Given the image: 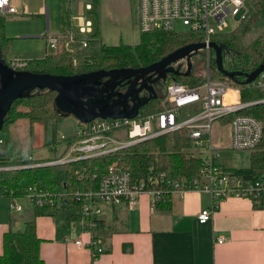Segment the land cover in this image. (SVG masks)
I'll return each instance as SVG.
<instances>
[{
	"label": "trees",
	"instance_id": "trees-1",
	"mask_svg": "<svg viewBox=\"0 0 264 264\" xmlns=\"http://www.w3.org/2000/svg\"><path fill=\"white\" fill-rule=\"evenodd\" d=\"M60 1L63 9L56 51L45 54L42 58L30 59L24 67L16 71L65 76L95 70L138 68L154 63L186 44L202 41L197 34L189 31L139 32L138 42L135 45L122 42L117 45H107L95 31L91 38L85 39L86 46L83 47L81 38L75 33L71 41L69 40L71 17V10L67 6L69 0ZM131 1L135 3V0ZM247 6L245 18L232 32L219 33L211 38L212 42L222 48V67L228 72L237 71L248 74L264 63V0H248ZM4 19L5 16H0V57L7 64L5 53L11 38L4 32ZM257 21L263 22L262 30L249 43H245V35L251 31V27ZM66 42H68V48L64 46ZM198 55L199 51L191 54V69L187 76L169 74L165 85L171 80L188 86L201 83L202 77L196 76L192 68V61ZM202 59L204 64L203 54ZM208 73L210 79L226 82L239 89L242 103L264 99V88L245 84L244 76H235V80H231L219 73L214 64L213 50L209 55ZM54 97L55 92L34 89L28 96L12 102L0 130V168L40 164L54 160L34 159L29 151L32 123L45 119L58 122L69 116L58 112ZM163 109L162 96H159L149 100L139 109L138 114L147 115ZM196 111L198 106L186 108L183 116ZM239 113L251 116L263 124L261 140L249 151L248 167L226 168L216 160L215 164L224 171L242 176L245 180L264 182V102L250 105ZM20 135L23 137L21 138ZM72 140L73 138H68L58 141L69 143ZM195 150L186 131L179 129L175 133L161 135L101 157L57 165L0 170V187L5 188L7 193L15 197L25 195L33 187L43 193L64 195L65 204L61 208L48 205L34 207L33 218L47 214L59 217L61 218L60 228L65 229L81 217L80 205L75 200L74 193L95 191L98 188L100 176L112 163L126 170L133 182L144 181L149 190L156 192L155 207L168 208L171 194L178 187L174 186L175 183L193 182L200 177L203 162L195 155ZM261 195L252 201L259 200ZM97 223L98 239L103 247L104 221L99 218ZM39 244L40 239L35 232L34 219L25 222L24 228L20 231L10 228L3 236L0 264H43L39 254ZM99 254L95 252L91 260L97 258Z\"/></svg>",
	"mask_w": 264,
	"mask_h": 264
},
{
	"label": "built area",
	"instance_id": "built-area-1",
	"mask_svg": "<svg viewBox=\"0 0 264 264\" xmlns=\"http://www.w3.org/2000/svg\"><path fill=\"white\" fill-rule=\"evenodd\" d=\"M247 3L248 0H135V23L138 32H176L174 27L178 22L187 31L201 38L200 43L205 45L201 49L205 66L202 82L196 86H188L174 80L168 82L159 95L162 96L164 106V109L159 112L147 115L137 113L131 118H98L88 123L79 122L64 157L43 164L20 167L57 165L101 157L183 129L196 149L195 155L202 159L203 166L198 180L188 183L183 181L182 184L175 183L174 186H178L177 191L197 190L209 194L211 206L200 211L197 215L199 222H206L210 218L212 209L222 199L256 200L264 192V182L245 180L242 176L224 171L217 166L215 164L217 153L211 142L213 124L224 120L231 131L228 146L230 149L250 151L262 137L263 124L239 112L250 105L264 102V99L242 103L239 89L226 82L210 79L208 73L209 55L212 50L208 44L212 42V36L223 33L229 21L233 22L235 27L238 26L247 14ZM86 8L90 9V5H86ZM16 13L18 8L13 0H0V16ZM238 15L240 17L236 20ZM72 22L71 17L68 33L70 41L75 33ZM78 23L81 33H92L89 21L85 22L79 17ZM81 43L83 47L86 46L84 39H81ZM46 44L56 51L58 37L49 36ZM64 46L68 48V42ZM26 62L7 59L6 65L17 70L24 67ZM247 85L264 88V73H260ZM194 106H198V111L183 116L184 109ZM143 193L151 195L153 205L156 192L149 190L144 181L133 182L126 170L112 163L100 176L98 188L95 191L74 193V198L80 205L81 217L78 223L82 231L88 234L86 242L75 240L74 243L78 246L86 245L91 251V256H94L95 252L101 253L103 247L99 243L96 228L97 220L103 214V206L126 205L131 209ZM0 196L9 198L11 212L22 209L18 200H23L32 207L48 205L61 208L65 204L64 195L43 193L35 187L21 197L11 196L5 188L0 187ZM219 241L221 242V239Z\"/></svg>",
	"mask_w": 264,
	"mask_h": 264
},
{
	"label": "crops",
	"instance_id": "crops-1",
	"mask_svg": "<svg viewBox=\"0 0 264 264\" xmlns=\"http://www.w3.org/2000/svg\"><path fill=\"white\" fill-rule=\"evenodd\" d=\"M13 3L20 8V0ZM230 135L226 122L214 123V149L228 148ZM64 139L68 138L59 141ZM21 201L18 204L22 209L11 212L9 198L0 196V255L4 234L10 228L20 231L25 222L34 219L43 264H264L262 195L255 202L248 198L222 199L204 223L197 215L211 206L210 196L197 190L174 191L168 208L152 205L149 193L141 194L131 209L126 205L103 206L100 219L104 221V252L94 260L86 245L74 243L88 240L79 220L77 228L72 222L63 229L61 218L48 214L33 218L34 207Z\"/></svg>",
	"mask_w": 264,
	"mask_h": 264
},
{
	"label": "rangeland",
	"instance_id": "rangeland-1",
	"mask_svg": "<svg viewBox=\"0 0 264 264\" xmlns=\"http://www.w3.org/2000/svg\"><path fill=\"white\" fill-rule=\"evenodd\" d=\"M20 5L18 13L7 15L4 19V32L7 37L11 38L5 58L26 62L53 53L54 50L46 44V39L49 36L54 37L60 34L61 10L63 9L61 1L20 0ZM86 5H90V9H87ZM67 6L71 10L74 32L81 39H89L92 37V33L97 31L98 37L107 45H116L119 42L135 45L138 42L139 32L135 23L136 4L131 0H69ZM79 17L85 22L89 21L91 23L92 33H81L79 31ZM239 17L240 15L235 19L237 20ZM262 27V21L255 22L251 27V31L245 35L244 42L249 43L254 39L262 30ZM234 28L233 22L229 21L223 33H230ZM174 29L176 32L187 31L178 22L175 24ZM185 67L186 62L184 59L175 63L177 70L184 71ZM192 68L196 76H203L205 66L201 49L197 58L192 61ZM76 126L77 121L73 116H66L58 122L53 119H45L33 123L29 143L30 156L43 161L64 157L68 152L69 145L66 142H58V140L74 136ZM221 127L226 128L225 125H221ZM215 152L217 153V161L223 167L246 168L249 165V150L224 147L216 148ZM19 168L21 167L8 166L1 167L0 170ZM262 196L264 198V192ZM21 203L27 205L25 201H21ZM73 227L77 228L78 224L74 222Z\"/></svg>",
	"mask_w": 264,
	"mask_h": 264
},
{
	"label": "water",
	"instance_id": "water-1",
	"mask_svg": "<svg viewBox=\"0 0 264 264\" xmlns=\"http://www.w3.org/2000/svg\"><path fill=\"white\" fill-rule=\"evenodd\" d=\"M204 46L203 43L186 44L168 53L160 60L136 69L95 70L65 76L16 71L0 62V130L12 102L18 98L28 96L34 89L55 92L54 103L58 112L73 116L80 123H88L98 118H131L137 115L139 109L149 100L157 98V94L150 87L151 95L148 98L127 108L124 101L143 88V85H141L134 92H130L129 89L132 88V84L135 85L137 80L142 79L144 75L149 73L156 75V78L152 79L150 83H154L157 79H165L167 74L187 76L191 69V54L198 52ZM208 46L214 51L216 70L228 79L235 80V76H244V83L249 84L264 71V63H262L248 74L237 71L228 72L222 67V48L214 42H210ZM183 59L186 62V67L185 71L181 72L172 65ZM0 60L3 61L1 57ZM104 78L106 80L101 83L102 87L95 88L94 84ZM128 78H134L131 86L111 103L108 102L109 98H106L102 102L104 105H101L102 103L93 105L92 101L81 98L82 96H91L93 99L98 98ZM118 79H120V82H117ZM119 99L122 101L119 102Z\"/></svg>",
	"mask_w": 264,
	"mask_h": 264
},
{
	"label": "flooded vegetation",
	"instance_id": "flooded-vegetation-1",
	"mask_svg": "<svg viewBox=\"0 0 264 264\" xmlns=\"http://www.w3.org/2000/svg\"><path fill=\"white\" fill-rule=\"evenodd\" d=\"M0 62L3 65L7 66L5 64V61L0 60ZM172 66L175 68V64H173ZM136 68H132V69H136ZM114 69H121V68H114ZM168 75L169 74L166 75L165 79H157L154 83H150L152 79L156 78V75L149 73V74L144 75L142 79L137 80L135 85L132 84L134 78H128L121 82H120V79H118L117 82L119 81L120 83L117 84L115 87H113V89L108 90L105 93H103L102 96L95 98V99H93L91 96H88V97L82 96L81 98L84 100L90 101V102L92 101L93 105L94 104L100 105L106 98H109L108 102L111 103L112 101L116 100L118 96L125 93L127 88L131 86V84H132V88L129 89L130 92H134L141 85H143V88L139 90L137 94L136 93L132 94L130 97H128L124 101L125 106L127 108H130L133 104L143 101L144 99L148 98L151 95L150 87L153 88L154 92L157 94V96H159L163 92V89L165 87V81L168 78ZM105 80L106 79L104 78L101 81H98V83L94 84L95 88H101L102 87L101 83ZM118 101L121 102L122 100L119 99ZM101 105H104V104L102 103Z\"/></svg>",
	"mask_w": 264,
	"mask_h": 264
}]
</instances>
